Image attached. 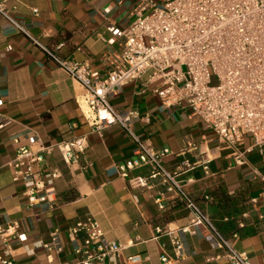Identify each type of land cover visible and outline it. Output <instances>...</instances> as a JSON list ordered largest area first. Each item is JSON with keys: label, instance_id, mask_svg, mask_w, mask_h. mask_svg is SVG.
Here are the masks:
<instances>
[{"label": "crops", "instance_id": "obj_1", "mask_svg": "<svg viewBox=\"0 0 264 264\" xmlns=\"http://www.w3.org/2000/svg\"><path fill=\"white\" fill-rule=\"evenodd\" d=\"M141 2L8 0V5L18 7L15 18L44 47L104 73L121 51V40L108 27L126 28ZM83 93L30 37L0 20V117L9 122L0 129V229L17 225L16 234L26 237L11 239L7 248L0 236V255L18 264H79L85 234L72 237L70 230L94 219L109 241L126 245L118 264H163L162 255L172 257L170 237L157 228H189L179 232L185 255L178 264H230L216 258L223 251L208 227L191 226L193 215L185 201L169 193L162 179H149V167L130 171L128 178L121 175L119 167L135 157L136 145L118 125L96 132L84 118ZM110 102L122 113L139 114L135 132L155 149H169L165 168L177 174L236 250L246 252L252 264H264V146L236 165L231 149L200 116L164 105L146 89L145 79L124 85ZM78 139H84L86 148L76 162L66 163L58 145ZM190 144L196 149L188 148ZM251 144L246 137L240 150ZM21 146L46 149L37 170L58 172L52 193L32 205L23 185L12 180L10 163ZM137 177L147 178V187L131 181Z\"/></svg>", "mask_w": 264, "mask_h": 264}, {"label": "built area", "instance_id": "obj_2", "mask_svg": "<svg viewBox=\"0 0 264 264\" xmlns=\"http://www.w3.org/2000/svg\"><path fill=\"white\" fill-rule=\"evenodd\" d=\"M17 12V6L10 7L8 0H0V20L30 37L81 85L84 118L93 129L102 133L118 125L135 143V157L119 167L121 175L128 178L130 171L149 167V179H162L169 193L185 201L193 215L191 226L205 225L210 229L215 245L223 251L216 258H225L230 264H252L246 252L236 250L231 240L221 235L177 174L165 168L169 149H155L147 138L138 135L134 123L140 119L139 114L120 112L110 97L124 85L145 79L146 89L164 105L189 109L200 116L218 141L231 149L235 164H244L246 153L264 146V0H142L135 20L126 28L108 27L113 37L121 40V51L109 60V69L104 73L92 70L86 63L61 58L44 47L15 18ZM8 123L0 117V129ZM246 137L252 144L241 151ZM85 148L84 139L58 145L66 163L76 162L77 154ZM188 148L196 149L191 144ZM45 152L42 147L33 150L21 146L10 163L12 180L23 185L31 205L47 199L58 177L57 171L37 170ZM204 164L209 171L207 161ZM184 165L191 167L187 162ZM131 181L139 187L148 185V179L143 177ZM158 203L165 208L161 199ZM16 228L12 225L0 229L7 248L13 238L26 240L24 235L16 234ZM157 232L168 235L173 248L172 257L161 256L162 263L178 264L185 255L179 232L170 228H157ZM80 233L85 234V240L78 250L79 264H118L126 245L109 241L98 221H80L70 230L72 237ZM0 264L18 263L0 255Z\"/></svg>", "mask_w": 264, "mask_h": 264}, {"label": "rangeland", "instance_id": "obj_3", "mask_svg": "<svg viewBox=\"0 0 264 264\" xmlns=\"http://www.w3.org/2000/svg\"><path fill=\"white\" fill-rule=\"evenodd\" d=\"M213 84H216V82L214 81V83Z\"/></svg>", "mask_w": 264, "mask_h": 264}]
</instances>
